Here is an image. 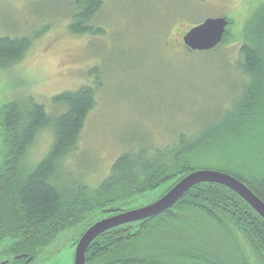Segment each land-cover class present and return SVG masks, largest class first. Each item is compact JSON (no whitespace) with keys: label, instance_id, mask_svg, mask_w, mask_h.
Returning a JSON list of instances; mask_svg holds the SVG:
<instances>
[{"label":"trees","instance_id":"obj_1","mask_svg":"<svg viewBox=\"0 0 264 264\" xmlns=\"http://www.w3.org/2000/svg\"><path fill=\"white\" fill-rule=\"evenodd\" d=\"M73 4L69 33H104L92 23L103 0H73ZM249 14L245 39L234 60L235 70L246 80L230 108L204 120L189 136L180 133L170 147L121 152L95 187L86 186L68 164L76 159L99 89L85 84L53 96L52 113L31 98L3 105L1 155L6 161L0 169V238L20 235L26 247L35 244L44 251L54 244L58 247L62 238L78 229L76 245L82 232L108 216L104 209L151 203L179 178L200 170L196 167L201 163L218 164L219 171L235 176L264 202V3ZM227 34L228 27L221 43ZM32 38L1 36L0 69L22 60ZM166 43L170 45V40ZM221 43L207 52H217ZM181 48L183 53L192 52ZM46 128L54 134L52 146L33 164L28 152ZM197 154L203 156L200 162L194 160ZM198 226L216 231L221 244L210 245L205 238L198 241ZM243 246L264 264V219L226 186L202 182L157 216L104 231L89 246L85 264H169L175 259L247 264Z\"/></svg>","mask_w":264,"mask_h":264},{"label":"rangeland","instance_id":"obj_2","mask_svg":"<svg viewBox=\"0 0 264 264\" xmlns=\"http://www.w3.org/2000/svg\"><path fill=\"white\" fill-rule=\"evenodd\" d=\"M103 3L92 23L104 33L79 36L67 28L75 12L73 0H0V37L33 36L24 58L0 69V117L3 105L19 98H31L52 113L53 96L85 84L99 89L97 105L87 115L79 138L76 159L68 164L88 187L107 177L121 152L170 147L180 133L187 137L204 120L230 108L246 80L234 66L245 39L244 24L250 11L264 0ZM215 17L229 20L227 40L217 52L183 53V33ZM37 135L28 152L33 164L43 159L54 140L50 128ZM202 157L197 154L194 160ZM196 168L219 170L220 166L211 162ZM198 228V241L205 238L210 245L221 244L216 231ZM78 232L73 229L62 238L57 250H52L55 254L44 256L46 263L73 261L76 246L72 241ZM243 251L247 264H259L250 248L243 246ZM167 263L208 264L185 259Z\"/></svg>","mask_w":264,"mask_h":264},{"label":"water","instance_id":"obj_3","mask_svg":"<svg viewBox=\"0 0 264 264\" xmlns=\"http://www.w3.org/2000/svg\"><path fill=\"white\" fill-rule=\"evenodd\" d=\"M228 18L215 17L205 18L202 22L190 27L183 36L182 43L185 49L190 51H208L219 45L224 39L227 30ZM217 183L224 185L231 191L237 193L245 202L261 215L264 219V202L248 188L246 184L239 181L235 176L225 171L215 169H200L190 171L182 176L171 186L167 192L157 200L134 209L108 208L104 212L108 216L102 217L88 227L76 243L74 251V264H85L86 252L92 241L104 231L126 223L146 220V218L157 216L172 205H174L186 192L200 183Z\"/></svg>","mask_w":264,"mask_h":264},{"label":"flooded vegetation","instance_id":"obj_4","mask_svg":"<svg viewBox=\"0 0 264 264\" xmlns=\"http://www.w3.org/2000/svg\"><path fill=\"white\" fill-rule=\"evenodd\" d=\"M182 47H183V43H182ZM1 142H0V148H2ZM5 161L6 158L3 157V155H1V149H0V169L2 167L4 168L3 164ZM22 239L23 236L20 235H13V236L5 235L2 238H0V264H50L49 262L46 263L47 260H44V256L46 254L54 255L55 251L57 250L56 249L57 245L54 244L52 247L47 248V250L45 249L43 251L39 246H36L35 244H27L28 247H26ZM53 249L56 250L52 251ZM67 264H74V259L73 261H71L70 263L68 262Z\"/></svg>","mask_w":264,"mask_h":264}]
</instances>
